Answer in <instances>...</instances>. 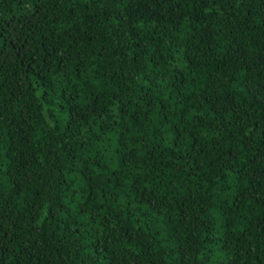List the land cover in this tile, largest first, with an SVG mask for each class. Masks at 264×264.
<instances>
[{
    "label": "trees",
    "instance_id": "16d2710c",
    "mask_svg": "<svg viewBox=\"0 0 264 264\" xmlns=\"http://www.w3.org/2000/svg\"><path fill=\"white\" fill-rule=\"evenodd\" d=\"M0 264H264V0H0Z\"/></svg>",
    "mask_w": 264,
    "mask_h": 264
}]
</instances>
